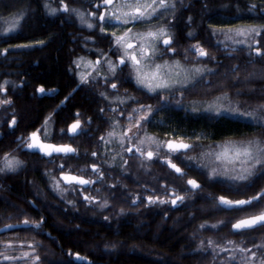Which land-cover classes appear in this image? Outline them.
I'll list each match as a JSON object with an SVG mask.
<instances>
[{
  "label": "trees",
  "instance_id": "16d2710c",
  "mask_svg": "<svg viewBox=\"0 0 264 264\" xmlns=\"http://www.w3.org/2000/svg\"><path fill=\"white\" fill-rule=\"evenodd\" d=\"M45 2L0 0V38L8 37L2 32L1 25L11 21L23 9L25 15L9 37L52 40L45 43L42 49L34 50V53L42 55L38 70L49 82L67 80L64 77V62L66 53H69L65 51L69 39L75 37L78 41L91 37L104 43L110 38L108 34L115 29L108 28V34L105 35L99 31V26L95 29L80 26L72 18V13L49 15L44 8ZM47 2L59 7V0ZM66 2L72 8L82 7L89 12L94 10L92 6L97 0ZM253 3L260 5L261 0H176L174 17L172 14L169 20L175 55L181 58L187 56L188 62L209 63L213 73L204 75L195 87H189L183 95L180 91L161 92L160 95L142 92L141 99L159 104L160 96L163 95L168 97L166 103L171 106L177 104V100L210 99L217 94L227 93L233 101L240 102L239 106L249 110L264 104V59L255 58L254 53L249 55L245 45L225 42L228 44L226 48L225 44L218 43L217 34L213 35V28L221 24H264V13L247 10ZM196 43L202 45L209 57L214 56L215 60L196 58L194 51H185ZM233 48L237 50L233 51ZM78 49L77 42L74 51ZM234 65L236 71H233ZM132 90L137 92L136 88ZM238 92L240 95H237ZM74 102L80 104L81 100L75 99ZM28 108V116L23 123L31 125L40 116L37 109L43 108L34 99L29 100ZM157 115L161 122L156 126H161L167 132L189 136L193 132L202 136L207 133L206 138L200 141H195L193 137L189 142H194L196 147L180 153L174 161L187 174L180 176L167 164L154 160L137 163L134 158L127 156L125 160L128 163H123L122 169L109 170L108 183L99 200L92 204H88V200L78 191L70 194L71 202H65L53 185L56 170L52 165L47 167L39 157H25L16 150H10V142L0 140V157L5 152H12L23 161L15 172L0 173V226L6 223L22 224L0 233V241L39 242L37 253L42 258V264H221L227 253H220L214 259L211 249L204 251L198 248L201 240L206 243L211 237L220 244L226 240L237 243L243 241V246L248 248L264 241V228L240 234H233L231 230L234 221L264 208V199L239 211L219 206L216 199L220 195L234 200L255 195L264 189V176L254 177L249 182L233 183L220 175L210 177V171L199 166L196 161L185 158L207 143L264 138V127L228 114L183 113L181 108H164ZM190 178L196 179L202 187L192 189L187 184ZM149 195L167 202L149 204L145 200ZM177 195L185 199L173 205L170 201ZM105 201L107 205L102 207ZM26 218L42 223L37 229L32 223L24 224ZM218 221H223V224L216 229L210 227ZM205 223L209 227L202 229L200 225ZM0 250H3L2 246ZM71 253H79L88 262L85 259L77 260Z\"/></svg>",
  "mask_w": 264,
  "mask_h": 264
},
{
  "label": "snow or ice",
  "instance_id": "6c2138e0",
  "mask_svg": "<svg viewBox=\"0 0 264 264\" xmlns=\"http://www.w3.org/2000/svg\"><path fill=\"white\" fill-rule=\"evenodd\" d=\"M92 7L94 10L86 14L78 8L70 7L66 0H59V7H52L47 0L44 4V8L49 15H55L58 12L75 14L82 25H85L89 29H95L99 26L101 33H107L108 28L115 29L108 35L111 37L109 51L116 50V62L107 58L108 53L105 52H100L99 57L95 61L86 60L85 57H80L78 61H74L78 69L82 65L85 69V71H81L79 74L82 84H87L90 79L94 80L96 76H100V66L102 63H106L107 72L104 74L105 80H107L109 75L115 78L118 71L122 72L123 68L127 67L130 69L129 76L131 79L135 81L139 88L146 89L148 93L160 95L161 92L167 90L170 93L180 91L181 95H183L189 87H195L199 83V80L203 79L205 73H213V70L207 68L206 65H193L191 68H188L180 60H164L163 63L155 62L154 58L161 52L159 47L161 43L166 52L172 55L176 54V50L172 47L173 35L170 32V25L162 22L165 15L169 13V10H171L174 17L177 8L176 0H97ZM247 10L249 12L259 11L260 13H264V0H261L260 5L256 3L250 4ZM24 15L23 9L18 11L11 21H7L8 26L3 29V32L9 33L15 30L20 25ZM153 20H158L159 22L152 24ZM189 20H191V17H189ZM137 24H148L149 26L145 31H134L133 29ZM217 33L224 35V40L218 41V43L225 44L226 48L228 44L225 41H230L233 45H245L248 48L249 55L254 53L255 58L264 59V24L232 26L227 28V30L213 28V35ZM191 35L192 33L190 32L189 36ZM35 43L42 44L44 41H36ZM29 46L16 45V47ZM232 50L236 51L237 49L233 48ZM3 51L6 52L7 49ZM185 51H194L196 58H210L215 60L214 56L209 57L208 51L199 43L191 45ZM185 59H187V56H185ZM88 69H91V71H88ZM233 71H236L235 65L233 66ZM93 72H95V76ZM238 75L239 73L237 72V77ZM7 83L8 81L0 83V93H6L5 85ZM110 87L116 90L118 84L112 82ZM75 90L73 89V91ZM36 91L43 93L45 92V88L39 87ZM100 95L108 99L105 92H101ZM237 95H240V93L238 92ZM65 99H68V97H65ZM112 99L117 101L119 105L126 104L131 100L137 104V107L132 108L128 112L127 127H121L120 121L113 117L112 129L107 132V137H101V140L107 145L113 142V138H116L122 151L128 153L135 152L145 161H152L153 158H159L161 148H166L167 152L164 162L178 175H186L187 173L184 169L179 167L174 161L179 158L180 153L190 151L196 147L194 142L190 143L188 141L192 140L193 137L195 141H200L206 138L207 133L203 136L195 132L192 133V136H185L183 134L175 135L172 133L169 134L172 138L159 140L156 136L150 135L145 130L144 135L139 136L138 133L144 128L145 124L150 122L156 109L152 105L140 104L136 101L135 97L131 96H116ZM160 99L166 102L168 97L161 95ZM176 102L177 104L180 103L179 100ZM11 103V99H0V106L10 105ZM239 105L240 102L238 100L234 102L227 93H222L220 96L215 97L214 101L208 104L205 110L213 112L216 115H220L222 112H228L234 116L247 118L260 127H264V104H259L251 110H242ZM192 110L198 111L196 107H193ZM101 111L103 112L104 109H101ZM117 111L118 107L112 108L113 113ZM76 115L79 117L80 114L77 113ZM50 118V116L45 118L43 139L40 135L41 129H36L30 132L27 137H18L17 139L20 141L19 146L29 150L36 149L46 156H51L54 153L64 154L65 156L70 153H76L77 149L69 144H53L47 142V126ZM16 123V117L13 116L9 121V127L14 126ZM117 128H120V131H117ZM81 130L82 121L79 118L68 126V132L74 135ZM218 148L220 149L219 151L202 153L201 155L214 156L215 160L223 165L224 170L222 174L227 176L230 172L235 173L229 176V179L233 183L236 181L249 182L253 181L254 177L264 176V138L257 137L240 142L227 140L222 145H218ZM97 154L96 151L91 153L93 157L97 156ZM116 156H121V153H116ZM116 156L112 157L113 161H115ZM121 159H123L122 156ZM186 159L191 161L195 157L187 156ZM127 163L128 161L124 160V164ZM237 163L241 165L239 171L235 167ZM22 164L23 161L19 160L16 156L5 152L3 157L0 158V172H15ZM229 165H231V168L228 167ZM185 166L187 167V165ZM60 167L61 177L70 187L73 184L90 185L94 183L92 179H85L82 175L64 172L63 165ZM91 168L94 173H98L101 177L103 176V173L100 172V168L96 163L91 164ZM217 174L216 168L210 170V177H215ZM53 180L56 190L59 192L67 191L66 188L61 187L59 180L55 177H53ZM187 184L196 190L202 187L196 179H188ZM85 199L92 202L94 198L85 196ZM184 199V196L177 195L170 202L176 205L178 202H183ZM216 199L219 206L239 211L245 207H251L261 199H264V189L257 192L255 196L246 199L234 200L225 195H220ZM147 200L149 204L167 202L164 199L152 195H149ZM106 205L107 201L101 206L104 207ZM121 212H123V209H121ZM23 223H32L33 227L38 229L42 221L32 222L26 218ZM222 224L223 221H218L216 224L210 225V227L216 229ZM13 227L14 225L11 224L4 225L5 229ZM200 227L203 229L209 226L205 223L201 224ZM257 228H264V208H261L255 214L242 217L232 223L233 234H240ZM243 243V241L237 243L234 240H226L224 244H220L209 237L206 243L204 240H201L198 248L204 251L211 249L214 259L219 257L220 253H227V257L221 261V264H264V241L253 244L252 248L244 247ZM25 245L27 250H25ZM0 246L3 248V250H0V264H42V258L37 253L39 242L14 241L9 239L0 241ZM12 251H17L18 254H9ZM71 255H74L78 260L86 259V257L80 256L79 253H71Z\"/></svg>",
  "mask_w": 264,
  "mask_h": 264
},
{
  "label": "flooded vegetation",
  "instance_id": "af4514ba",
  "mask_svg": "<svg viewBox=\"0 0 264 264\" xmlns=\"http://www.w3.org/2000/svg\"><path fill=\"white\" fill-rule=\"evenodd\" d=\"M77 22L74 14H72ZM78 24V23H77ZM12 32L7 33L6 38H0V83L8 81L5 85L6 93H0V99H11L10 105L0 106V140H7L10 143V150H16L25 157L28 155L41 158L47 167L52 165L56 170V179L60 181L61 187L66 188L67 191L59 192V195L69 203L72 201L70 194L74 191L80 192L84 197L91 196L93 201L88 204L95 203L99 200V196L102 194L103 189L106 187L109 180V170L111 168L122 169V165L127 156L135 159L137 163L147 162L139 157V154L133 152L128 153L122 151L118 143L105 144L101 137H107V132L112 129V118H116L120 121L121 127H127L128 112L137 107V104L129 100L126 104L119 105L117 101L112 98L116 96H131L135 97L136 101L144 105H152L156 111L151 117L149 123L144 125V128L138 133L139 136L144 135L146 130L150 135H154L159 140H167L172 138L171 132L162 130L161 126H156L161 122V118L158 117V112L164 108H181L183 113L188 112V108L185 102L188 100L182 99L179 104L168 105L169 103L160 100L157 104L155 101H143L140 95L142 92L148 93L146 89L139 88L135 81L129 76L130 69L123 68L122 72H117L116 77L109 75L107 80L104 78V74L107 72V64L102 63L101 75L96 76L94 80L90 79L87 84H82L80 81V72L85 71L83 65L81 68H77L74 61H78L80 57H85L86 60L95 61L100 52L108 53L107 58L116 62V50L109 51V43H111V37L105 40L103 43L94 39L75 37L69 39V44L65 46L67 58L64 62V77L67 80L49 82L42 72L38 70L39 61L42 60V55L34 53L35 49H42L48 41L37 38L29 39H13ZM108 33H105L107 35ZM36 41H44L42 44L35 43ZM79 44L78 51L75 50V44ZM16 45H30L29 47H16ZM161 52L154 58L156 63H163L164 60H180L181 63H187V59L172 55L164 50V46L161 43L159 45ZM7 49L6 52L3 50ZM106 58V59H107ZM171 59V60H170ZM38 71V73H37ZM91 71V69H88ZM95 76V72H93ZM115 82L118 84L116 90L111 89L110 84ZM39 87L45 88V92H37ZM132 88H136L137 92H133ZM73 89H76L73 91ZM101 92H105L108 99H105L100 95ZM164 92H168L167 90ZM153 94V93H148ZM68 97V99H65ZM37 101V105L43 109L39 110L40 116L31 122V125L24 124L23 120L28 116V102L29 100ZM75 99H80V104L74 102ZM63 101V103H61ZM52 103V104H51ZM59 105V107H57ZM118 107V111L113 113L112 108ZM101 109H104L102 112ZM38 112V113H39ZM79 113V117H77ZM123 113V115H121ZM16 117L17 123L9 127V121ZM51 117L48 123V137L47 142L53 144H69L73 148L77 149L76 153H70L67 156L64 154H52L46 156L36 149L29 150L25 147L19 146L20 141L18 137H27L28 134L36 129H41V138L43 139V126L45 124V118ZM77 118L82 121V130L77 134L68 132V126L72 124ZM63 129V131H61ZM120 131V128L116 129ZM135 131V129H133ZM181 135V134H175ZM184 135V134H183ZM189 136V135H185ZM114 140L116 138H113ZM135 142V141H133ZM189 142V141H188ZM96 151L97 156L93 157L91 153ZM121 153V156H116V153ZM161 155L159 158H153L154 162L160 164H166L165 154L166 148H161ZM10 155L16 156L19 160V156L15 153L8 152ZM4 155V154H3ZM3 155L0 157L2 158ZM116 156L115 161L112 157ZM22 161V160H21ZM96 163L103 176H99L98 173H94L91 168V164ZM61 165H63V171L75 175H82L85 179H92L94 183L90 185L73 184L71 187L64 183L59 177L61 173ZM83 170V171H81ZM49 172V170L47 171ZM5 174L7 172H0ZM167 187V186H165ZM175 199V197L173 198ZM146 201L147 197L145 198Z\"/></svg>",
  "mask_w": 264,
  "mask_h": 264
},
{
  "label": "rangeland",
  "instance_id": "374dc122",
  "mask_svg": "<svg viewBox=\"0 0 264 264\" xmlns=\"http://www.w3.org/2000/svg\"><path fill=\"white\" fill-rule=\"evenodd\" d=\"M53 7V6H52ZM56 7V6H55ZM76 8H78V9H80L81 11H83V12H85L86 14H87V12H88V9L87 10H85V9H83L82 7H76ZM75 15V14H74ZM76 17V16H75ZM171 18H172V13H171V10H169V13L167 14V15H165V17H164V20L162 21V22H165V23H168L169 24V20H171ZM76 19H77V23L80 25V26H82V27H86L85 25H82L81 23H80V21H79V19L76 17ZM157 22H159L158 20H156L155 22H153L152 24H156ZM245 25H250V24H246V23H239V24H237V25H235V26H245ZM8 26V23L7 22H5L4 23V25L2 24L1 25V27H3L2 28V32H3V29L5 28V27H7ZM129 26H131V25H129ZM149 25L148 24H137L135 27H134V31H145L146 29H147V27H148ZM229 27H232V26H225V25H223V24H221V25H218V27H216V28H223L224 30H227V28H229ZM87 28V27H86ZM12 32V31H11ZM4 33V32H3ZM4 34H7V33H4ZM217 37H218V41H223L224 40V35L222 34V33H217ZM239 39V38H238ZM226 43H229V44H231V42L230 41H225ZM171 60V59H170ZM185 67H188V68H191L193 65H206L207 66V68H209V69H212L213 70V67H212V65H210L209 63H204V62H187V63H182ZM207 73H205L204 75H206ZM203 75V76H204ZM221 94H217V95H215V96H213L212 98H208V99H199V100H195V99H193V100H188L187 102H185V105H186V107L188 108V111H193L192 109H193V107H196L197 109H198V111H196V112H209V111H206L205 109H206V107H207V105L208 104H210V103H212L213 101H214V99H215V97H217V96H220ZM235 102V101H234ZM240 108L242 109V110H249V109H247V108H243V107H241L240 106ZM209 113H213V112H209ZM214 114V113H213ZM221 114H228V115H231V114H229L228 112H222ZM232 116H234V115H232ZM236 117H239V118H243V117H240V116H236ZM243 119H247V118H243ZM247 120H249V119H247ZM253 122V121H252ZM253 138H256V137H251V138H244V139H229V140H232V141H236V142H240V141H247V140H249V139H253ZM193 139H195V138H193ZM227 141V140H226ZM225 141H221V142H216V143H207V144H205V145H202L201 146V149L199 150V151H197V152H195V153H189V154H187L186 155V157L187 156H192V157H195V159H193L194 161H196L197 163H198V165L199 166H202V167H204V168H206L208 171H210L212 168H216L217 169V175H220L221 177H224V178H226V179H229V176L230 175H234L235 173H232V172H230L229 173V175H224V174H222L223 173V165L220 163V162H218V161H216L215 160V157L214 156H202L201 154L202 153H208V152H216V151H219L220 149L218 148V145H222L223 143H224ZM114 143H118L119 144V142H118V140L117 139H113V142L112 143H110L109 145H111V144H114ZM154 147V146H153ZM185 157V158H186ZM229 168H231V165H229L228 166ZM236 170L237 171H239L240 170V167H241V165L239 164V163H237L236 164ZM230 180V179H229ZM53 185H54V180H53Z\"/></svg>",
  "mask_w": 264,
  "mask_h": 264
},
{
  "label": "water",
  "instance_id": "95a60500",
  "mask_svg": "<svg viewBox=\"0 0 264 264\" xmlns=\"http://www.w3.org/2000/svg\"><path fill=\"white\" fill-rule=\"evenodd\" d=\"M75 175V174H74ZM59 177L62 179V177H61V173H60V175H59ZM63 180V179H62ZM65 183V182H64ZM260 192V191H259ZM256 195V194H255ZM255 195H252V196H255ZM251 197V196H250ZM241 199H246V198H241ZM240 219V218H239ZM235 222V221H234ZM233 222V223H234ZM6 224H11V225H14V227L13 228H8V229H5L4 228V225H6ZM6 224H4V225H1L0 226V233H2V232H5V231H8V230H11V229H14V228H16V227H19V226H21L22 224H20V223H6ZM231 230H232V224H231ZM77 259V258H76ZM78 260V259H77ZM85 262H88V260L87 259H85Z\"/></svg>",
  "mask_w": 264,
  "mask_h": 264
}]
</instances>
